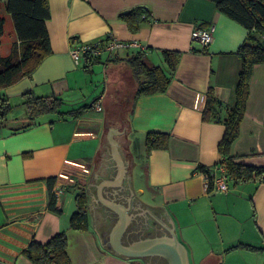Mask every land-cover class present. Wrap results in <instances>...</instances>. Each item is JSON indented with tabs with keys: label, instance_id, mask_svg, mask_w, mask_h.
<instances>
[{
	"label": "crops",
	"instance_id": "obj_1",
	"mask_svg": "<svg viewBox=\"0 0 264 264\" xmlns=\"http://www.w3.org/2000/svg\"><path fill=\"white\" fill-rule=\"evenodd\" d=\"M5 1L0 0L3 56L16 40ZM47 1L50 52L30 75L0 88L12 104L0 121V264H31L23 253L28 242L43 243L60 231L70 264H153L144 259L152 256L168 264L159 255L127 257L111 246L119 210L127 219L121 242L135 251L175 235L188 264H264V171L260 181L234 182L224 169L227 189L213 184L220 174L215 166L223 165L217 150L222 119L236 100L242 62L236 50L248 30L219 12L212 0ZM135 6L147 7L150 19L131 31L118 14ZM195 25L211 31L205 49L191 39ZM108 37L136 45L99 56L102 90L97 93L87 84L84 56L75 63L69 50ZM164 49L180 52L166 90L134 99L138 78L126 58L140 51L145 63L168 73ZM111 90L123 103H108ZM25 92L57 95L63 110L91 107L77 116L45 113L36 124L20 128L28 122ZM96 99L101 110L92 106ZM112 111L120 123L110 118ZM263 120L264 63H256L238 135L229 147L234 161L264 170ZM148 131L166 132V146L146 150ZM198 165L208 168L210 187ZM58 176L67 183L53 211L47 178L55 177L53 190ZM81 188L88 227L75 230L69 217Z\"/></svg>",
	"mask_w": 264,
	"mask_h": 264
},
{
	"label": "trees",
	"instance_id": "obj_2",
	"mask_svg": "<svg viewBox=\"0 0 264 264\" xmlns=\"http://www.w3.org/2000/svg\"><path fill=\"white\" fill-rule=\"evenodd\" d=\"M216 9L227 17L235 20L247 30L245 40L238 46L236 52L241 57V68L235 90V104L227 110L222 119L224 124L223 134L217 144V150L222 155V163L229 178L234 182L254 179L260 181L263 177V168L255 167L233 160L229 155V147L238 135L239 122L244 112L248 95V82L252 66L256 63H264V0H212ZM5 11L10 15L13 29L16 35L7 55H0V88L11 85L23 76H28L39 62L50 52L48 33L45 25L49 17L47 0H6ZM129 30H137L139 24L150 19V11L144 6H135L118 14ZM4 19L0 16V37L3 31ZM162 56L167 64L169 72L166 73L160 66L148 65L142 58V53L137 51L126 58L132 74L138 78L134 99L141 94L164 92L170 82L171 74L176 68L180 57L178 50L164 49ZM99 60V56L84 54L83 69L90 72L91 65ZM210 93H207V107ZM95 101V100H94ZM93 101V102H94ZM23 104L27 110L28 122L21 126L24 128L38 122V117L45 113H54L57 116L64 114L78 115L91 105L82 104L78 107L63 110L61 97L49 95H33L30 92L23 93ZM11 108L6 97L0 94V121ZM264 123V120H263ZM168 134L163 131H148L145 133L144 144L146 150L151 148H163L166 146ZM198 169L205 172L209 179V187L212 176L208 168L198 165ZM55 177L47 178L49 193L48 207L55 208V196L52 186ZM76 209L69 217V225L75 230H85L88 227V215L86 210V193L80 189L75 194ZM67 239L63 231L52 235L47 241L41 243L31 239L23 253L31 264H70L66 253Z\"/></svg>",
	"mask_w": 264,
	"mask_h": 264
},
{
	"label": "built area",
	"instance_id": "obj_3",
	"mask_svg": "<svg viewBox=\"0 0 264 264\" xmlns=\"http://www.w3.org/2000/svg\"><path fill=\"white\" fill-rule=\"evenodd\" d=\"M191 39L197 41L200 44L201 49H205L211 39V31L209 28H204L200 26H194L193 29L191 30L190 33ZM136 45L135 42L133 43H126L121 40H117L112 37H108L107 39L97 42V43H79L76 45L71 46L69 50V54L73 61L75 63H78L80 59L84 56V54L90 55V56H101L103 54H110L113 51H115L118 48L122 47H128ZM92 106L96 110H101L102 106L101 103L98 99H96L93 103ZM216 169L220 171V174L218 176L213 177V184L214 187L220 190H226L227 189V184H226V179L224 175V166L221 164H218L215 166ZM56 181L58 182L52 192L55 196V198H59L60 195L63 193V185L67 183V181L58 176L56 178Z\"/></svg>",
	"mask_w": 264,
	"mask_h": 264
},
{
	"label": "water",
	"instance_id": "obj_4",
	"mask_svg": "<svg viewBox=\"0 0 264 264\" xmlns=\"http://www.w3.org/2000/svg\"><path fill=\"white\" fill-rule=\"evenodd\" d=\"M118 207L117 204L113 205ZM123 209V208H122ZM127 219L122 210H119L118 219L110 232L111 246L120 254L127 257L143 258L144 255H159L164 257L168 264H188L185 250L177 241L175 235L165 240H158L141 251H135L130 246H126L121 242V235L126 227Z\"/></svg>",
	"mask_w": 264,
	"mask_h": 264
},
{
	"label": "rangeland",
	"instance_id": "obj_5",
	"mask_svg": "<svg viewBox=\"0 0 264 264\" xmlns=\"http://www.w3.org/2000/svg\"><path fill=\"white\" fill-rule=\"evenodd\" d=\"M91 66H92L91 67L92 70H90V72H88L89 75H86L87 80H88V83L87 84L90 85V87H91L90 89H92V88H94V89L95 88H98V89H96V91H93V92H97L98 93V92H100L102 90V87H101L102 86V64L99 63V62H94V63H92ZM126 83H127V86H128V84L130 83V80L127 79ZM84 88H86V87H84ZM111 91H113V92H109V95H108V100L109 101H108V103H110V104L111 103L119 104L120 102L124 101V100H122V98H120L119 99L120 102L118 103L117 96H115V91L114 90H111ZM87 94L89 95L88 92H87ZM93 96H95V95L93 94L92 97ZM10 106H11V108L6 112V115L9 114V112L12 109V104L11 103H10ZM110 114H111L110 115V118H112V119L114 118L115 119V122L118 121L120 123V119L114 115V114H116V111H112V113H110ZM107 122L110 123V121L108 120V118H107ZM115 124H117V122ZM119 139H121V138H119Z\"/></svg>",
	"mask_w": 264,
	"mask_h": 264
},
{
	"label": "flooded vegetation",
	"instance_id": "obj_6",
	"mask_svg": "<svg viewBox=\"0 0 264 264\" xmlns=\"http://www.w3.org/2000/svg\"><path fill=\"white\" fill-rule=\"evenodd\" d=\"M144 259L153 264H164L165 263V261L162 258L157 257V256H152L148 258L145 257Z\"/></svg>",
	"mask_w": 264,
	"mask_h": 264
}]
</instances>
